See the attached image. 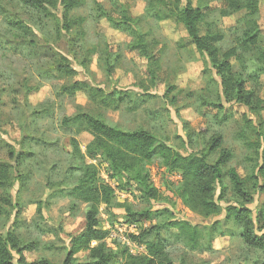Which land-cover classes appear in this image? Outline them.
I'll use <instances>...</instances> for the list:
<instances>
[{
  "label": "rangeland",
  "instance_id": "1",
  "mask_svg": "<svg viewBox=\"0 0 264 264\" xmlns=\"http://www.w3.org/2000/svg\"><path fill=\"white\" fill-rule=\"evenodd\" d=\"M95 1L97 5L86 0L84 5L70 11L68 19L76 23L80 20V23L72 26L69 36L66 32H54V27L61 21L59 6L54 13L56 16L45 20L43 27L34 28L40 33V60L27 64L13 55L6 60L0 59V160L9 166L7 180H0V235L7 238V247L15 263L23 256L29 263L47 261L61 264L72 238L84 229L89 205L68 196L75 180L69 181L65 172L76 162L72 156L75 145L84 153L92 137L87 133L74 135L60 126L64 116H71L79 110L101 117L110 126L122 130L149 131L159 142L182 155L204 153L209 164L217 161L221 151H227L231 157L222 167L224 191L220 192L217 187L214 200L219 194L223 195L219 202L223 209L239 199L227 175L231 169L245 183V193L251 201L246 206L252 211L254 222L257 209L264 204V191L257 190L251 177L256 172L257 157L264 145V104L251 109L225 99L221 79L209 60L196 52L182 25L161 6L149 8V0H122L132 18L141 17L140 31L148 34L147 40L155 46L153 51L159 57L157 81L152 86L147 76V64L136 53L127 50L133 39L128 33L111 29L98 18L99 10L119 12V3ZM197 1L208 6L200 35H205L210 25L211 31L223 37L218 43L221 53L234 48L242 29L239 21L246 12L226 17L221 13V0H192L193 6ZM16 2L0 0V6L18 12ZM263 18L264 0H259V44L262 49ZM1 19L2 14L0 36L3 37ZM49 30L54 33L50 35ZM78 32L84 33L82 43H78L84 48L82 53L103 39L114 51L120 47L122 58L113 77H107L93 59L86 70L71 62L70 66L78 72L73 78H39L38 74L45 76L50 71L53 49L68 56L66 42L69 37L76 40ZM44 43L53 44V49ZM251 71L247 67L244 72L236 63L232 68V72L241 73L247 80L246 90L252 92L256 100L263 101L264 75L252 82ZM8 77L9 80L6 79ZM74 81L105 91L130 92L132 103L126 101L114 110L90 101L84 93L57 96L62 87H69ZM32 89L37 91L29 93ZM135 100L140 102V107L132 111ZM37 112L41 113L36 115ZM217 136L220 147L208 152L211 141ZM9 152H13L16 158L10 159ZM92 163L98 166L102 179L113 188L119 204L129 205L134 212L159 214L150 222L137 224L136 235L148 230L149 236L145 241H163L173 264H259V255L244 246L239 237V227L226 222L224 212L203 218L169 194L167 187L180 182L178 173H168L157 161L148 167L150 181L163 195L158 201H153L144 198L136 184L126 190L118 189V183L107 178L108 164ZM122 214L123 209L115 210L113 215L100 211L97 217L99 228L108 233L105 239L107 247L118 252L112 264L120 262L122 248L134 256L145 255L143 246L129 241L130 233L122 226L125 223ZM175 220L187 222L199 231L200 248L191 251L184 245L185 239L175 236L176 231L169 227ZM76 257L80 264L89 261L86 253H79Z\"/></svg>",
  "mask_w": 264,
  "mask_h": 264
},
{
  "label": "trees",
  "instance_id": "2",
  "mask_svg": "<svg viewBox=\"0 0 264 264\" xmlns=\"http://www.w3.org/2000/svg\"><path fill=\"white\" fill-rule=\"evenodd\" d=\"M16 1L18 12L8 11L5 7L0 6V14L3 18L1 25L4 28L3 37L0 36V59L6 60L13 55L18 60L31 64L35 60H40L38 48L42 46L39 43V30L34 28L43 27L45 20L56 16L54 13L59 6L61 7L59 12L61 21L54 27V32H66L69 36L72 26L80 23V20H77V23L69 20V13L72 9L84 5L86 0ZM89 1L97 5L95 0ZM113 1L119 3L120 11L106 13L99 10L98 18L106 22L111 29L129 34L133 42L127 47V50L136 53L137 57L147 64V76L154 86L157 81L156 70L160 62L156 51H153L155 46L147 40L148 34L140 31L141 17L132 18L124 1ZM156 6H161L177 23L184 27L196 52L209 60L221 79L225 99L251 109L264 104V100H256L254 94L246 90L247 80L243 78L242 74L232 72L233 65L236 63L244 72L247 71V67L252 69L249 74L252 82L264 75V49L259 44L261 35L258 25L259 0H221L220 7L223 16H231L241 11L246 12L243 19L239 21L242 22V29L236 37V46L223 53L218 48V43L222 41L223 37L219 33L211 31L210 25H208L205 35H200V26L205 21V11L208 6L199 1L196 6H193L192 0H149V8ZM39 16H42L41 19ZM53 19L59 20L58 18ZM54 32L49 30L50 35ZM43 33L45 32L43 31ZM83 37V32H78L76 40L69 37L66 42L68 56L53 49L51 47L53 44L44 43L43 45L53 49L54 57L49 60V63L52 64L49 68L50 71L45 76L38 74V77L47 80L73 78L78 72L70 66L71 62H76L78 67L86 70L95 59L96 65L111 79L122 58L120 47L117 46L114 51L103 39L102 42L91 45L89 50L82 53L84 48L80 47L78 43H82ZM75 47L76 50H73ZM6 79L9 80V77ZM37 89H32L29 93L37 91ZM76 93H84L90 101L92 100L94 103L97 101L102 107L114 110H117L126 101L131 104L130 99L133 98L130 92L115 89L105 91L100 87H92L81 81H74L69 87H62L57 96L61 97L63 94L74 96ZM133 105L131 110H138L140 102L135 100ZM60 126L63 130L70 131L74 135L87 133L92 137L85 147L84 153L75 145L72 156L76 162L71 164L65 172L69 181L75 180L74 185L67 193L68 196L88 204L89 208L85 214L84 229L79 235L72 238L71 246L61 264H80L76 261V256L79 253H86L89 260L81 264H112L115 261L118 252L107 247L105 239L108 233L98 226L97 217L100 211L113 215L115 210L123 209L122 217L125 223L130 224L150 222L159 215L150 211L134 212L129 205L119 204L113 188L102 179L99 168L92 163L93 161L108 164L107 178L109 181L118 183V189L126 190L132 184H136L143 197L153 201H158L163 195L150 181L148 167L157 161L160 167L168 173H178L180 182L176 186L169 185L167 187L169 194L179 199L189 211L203 218L219 216L224 212V220L239 227V237L244 246L257 253L260 258L259 264H264V204L257 209L254 222L252 211L246 206L251 201L249 200L250 196L245 193V183L235 170L231 169L228 170L227 175L232 190L239 199L232 204H227L223 209L219 204L223 195L219 194L217 200H214L217 187L220 188V192L224 191L222 167L231 157L227 151H221L217 161L209 164L207 155L204 153L182 155L167 144L159 142L149 131L122 130L110 126L101 117L83 113L80 110L71 116H64ZM219 147L220 138L217 136L211 141L208 152H213ZM8 155L10 159L16 158L13 152H9ZM8 168V164L0 160L1 182L7 180ZM251 177L254 179L257 190L264 191V145L261 154L257 157L256 172ZM259 181H262L261 185H259ZM169 227L176 231V237L186 240L184 245L191 251L200 248L198 243L200 234L195 227H191L187 222L177 220L169 224ZM148 236V230H143L136 236L130 235L131 242L144 247L145 255L134 256L126 248H122L119 252L120 262L118 264H173L167 251V245L163 241H145ZM92 242L96 245L92 246ZM0 264L51 263L47 261L29 263L23 256H20L15 263L12 253L7 247V238L0 235Z\"/></svg>",
  "mask_w": 264,
  "mask_h": 264
},
{
  "label": "built area",
  "instance_id": "3",
  "mask_svg": "<svg viewBox=\"0 0 264 264\" xmlns=\"http://www.w3.org/2000/svg\"><path fill=\"white\" fill-rule=\"evenodd\" d=\"M123 227H124V229H125V231H128V233H130V235H134V236H136V230H137V227H138V225L137 224H130V223H124L123 225H122ZM129 235V236H130ZM129 238V237H128ZM130 241V240H129ZM92 246H95L96 245V243H94V242H92V244H91Z\"/></svg>",
  "mask_w": 264,
  "mask_h": 264
}]
</instances>
